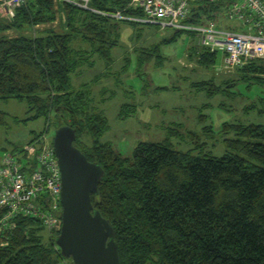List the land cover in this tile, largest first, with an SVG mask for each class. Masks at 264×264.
Wrapping results in <instances>:
<instances>
[{
	"label": "trees",
	"instance_id": "16d2710c",
	"mask_svg": "<svg viewBox=\"0 0 264 264\" xmlns=\"http://www.w3.org/2000/svg\"><path fill=\"white\" fill-rule=\"evenodd\" d=\"M225 2L195 0L183 22L210 19L240 28L225 17ZM79 3L23 0L13 15L0 12V100L24 101L32 113L26 120L44 117L55 129L71 126L74 145L101 165L104 174L91 200L113 226L120 264H264V124L223 126L235 130L236 138L225 143L238 153L197 156L168 142L141 141L130 156H121L100 140L108 122L88 83L73 87L72 76L96 63L95 57L111 62L120 21L150 23L112 16L140 15L127 0H89L87 8ZM188 54L204 68H213L219 55L224 59L198 43ZM232 70L264 84V58ZM261 105L264 112V99ZM5 119L0 110V126ZM24 145L7 152L19 155ZM5 215L0 207V264H72L56 247L59 230L47 235L39 218L21 212L3 226Z\"/></svg>",
	"mask_w": 264,
	"mask_h": 264
},
{
	"label": "rangeland",
	"instance_id": "374dc122",
	"mask_svg": "<svg viewBox=\"0 0 264 264\" xmlns=\"http://www.w3.org/2000/svg\"><path fill=\"white\" fill-rule=\"evenodd\" d=\"M0 12L7 15L3 7ZM194 45L197 37L192 32L175 34L171 27L118 23L111 62L95 57L96 63L72 76L73 87L88 83L91 100L107 118L108 129L101 141L121 156H130L141 141L168 142L197 156L237 152L225 143L236 138L235 130L223 131V126L264 124V112H260L264 84L238 78L223 67L221 55L213 68L200 66L188 54ZM226 78L237 79L225 85ZM0 110L6 113L0 126V157L47 127L46 138L53 144V123L48 125L44 117L26 120L32 113L24 101L0 100Z\"/></svg>",
	"mask_w": 264,
	"mask_h": 264
},
{
	"label": "built area",
	"instance_id": "2783aa9c",
	"mask_svg": "<svg viewBox=\"0 0 264 264\" xmlns=\"http://www.w3.org/2000/svg\"><path fill=\"white\" fill-rule=\"evenodd\" d=\"M22 1L0 0V4L7 15H13V7ZM80 1L81 7H88L89 0ZM194 1L127 0L128 7L138 10L140 15L123 16L117 12L112 16L192 32L199 45L224 54L226 69L253 58H264V0H225L224 15L241 26L236 30L220 27L210 19L202 23L183 22ZM21 150L19 155L6 152L0 157V207L6 209L2 225L7 224V217L21 212L39 218L47 230L55 233L61 225V179L53 144L44 133Z\"/></svg>",
	"mask_w": 264,
	"mask_h": 264
},
{
	"label": "water",
	"instance_id": "95a60500",
	"mask_svg": "<svg viewBox=\"0 0 264 264\" xmlns=\"http://www.w3.org/2000/svg\"><path fill=\"white\" fill-rule=\"evenodd\" d=\"M75 138L69 125L56 128L53 136L61 179V225L55 244L72 264H120L113 226L91 200L104 170L74 145Z\"/></svg>",
	"mask_w": 264,
	"mask_h": 264
},
{
	"label": "crops",
	"instance_id": "0c3cea01",
	"mask_svg": "<svg viewBox=\"0 0 264 264\" xmlns=\"http://www.w3.org/2000/svg\"><path fill=\"white\" fill-rule=\"evenodd\" d=\"M0 10H1V8H0Z\"/></svg>",
	"mask_w": 264,
	"mask_h": 264
}]
</instances>
